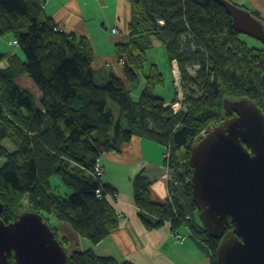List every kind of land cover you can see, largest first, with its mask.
<instances>
[{
	"label": "trees",
	"instance_id": "trees-1",
	"mask_svg": "<svg viewBox=\"0 0 264 264\" xmlns=\"http://www.w3.org/2000/svg\"><path fill=\"white\" fill-rule=\"evenodd\" d=\"M128 1L134 11L129 37L116 47L119 62L125 60L121 78L99 67L90 40L60 28L43 0H0V37L12 36L25 55L0 48V157L5 159L0 218L15 221L28 196L31 211L66 222L91 244L102 242L118 228L119 216L112 185L103 182L104 192L97 195L102 185L92 174L96 160L101 157L102 163L103 154L145 138L172 150L165 165L174 179L168 181L171 198L161 204L153 202L145 172L135 177L134 200L143 224L150 230L166 221L174 230L189 226L216 264L220 240L199 219L189 156L205 130L226 120L225 98H252L264 112V45L243 41L225 7L214 0ZM159 42L169 61L179 65L186 91L183 112L175 113L156 95L164 83L160 66L151 63L147 70L148 51ZM190 67L197 68L195 76ZM26 76L40 91V105L17 81ZM141 78L145 88L136 101L130 83ZM5 140L15 145L13 152ZM57 174L74 189L68 198L49 190ZM233 227L231 222L227 230ZM51 228L69 251L68 264H134L94 249L69 248L66 236ZM14 261L10 257L7 264Z\"/></svg>",
	"mask_w": 264,
	"mask_h": 264
},
{
	"label": "water",
	"instance_id": "water-1",
	"mask_svg": "<svg viewBox=\"0 0 264 264\" xmlns=\"http://www.w3.org/2000/svg\"><path fill=\"white\" fill-rule=\"evenodd\" d=\"M233 28L264 45V22L233 0ZM226 120L191 150L193 200L209 234L220 240L216 264H264V112L252 98H225ZM4 204L0 200V213ZM234 224L231 230L228 226ZM68 264L67 247L39 212L0 218V264Z\"/></svg>",
	"mask_w": 264,
	"mask_h": 264
},
{
	"label": "crops",
	"instance_id": "crops-1",
	"mask_svg": "<svg viewBox=\"0 0 264 264\" xmlns=\"http://www.w3.org/2000/svg\"><path fill=\"white\" fill-rule=\"evenodd\" d=\"M233 1L251 12L255 11L264 22V0ZM43 2L46 14L51 16L60 28L75 32L80 37L86 36L90 40L99 67L125 78L119 56L111 54L116 51L118 43L126 42L129 37L128 28L134 12L128 0H43ZM108 23L113 26L109 42L113 49L101 50L100 53L99 46L103 43V38L107 37L106 33H109V30L103 31L100 27L106 28ZM0 41L2 42L1 38ZM12 41L9 40V46H13ZM4 42L6 46V41ZM158 45L162 44L159 42ZM171 63L175 74L178 63L176 60ZM106 66H116L115 71ZM168 104L171 103L166 101L165 106ZM166 152L167 149L153 141L135 138L124 144L120 151L103 154L102 163L105 171L103 182L117 190L114 206L119 216L118 228L95 245L80 237L75 229L60 220L55 226L58 234L66 236L67 246L76 250L94 249L100 256L115 257L119 261L126 259L134 264H212L208 250L203 249L189 226L174 230L171 221H166L163 227L150 230L143 224L139 215L140 209L134 200L133 180L143 171L152 182L150 193L153 202L164 204L171 198L168 180L171 179L173 171L165 165Z\"/></svg>",
	"mask_w": 264,
	"mask_h": 264
},
{
	"label": "rangeland",
	"instance_id": "rangeland-1",
	"mask_svg": "<svg viewBox=\"0 0 264 264\" xmlns=\"http://www.w3.org/2000/svg\"><path fill=\"white\" fill-rule=\"evenodd\" d=\"M130 4H131V2H130ZM131 7H132V5H131ZM132 11H133V8H132ZM115 25H116V23L114 24V26ZM112 27L113 26H111L110 23L107 24L106 28H104L103 26L100 27L103 31L109 30V33H106L107 37L103 38V43L101 44V46H99V52L100 53H101V50L111 51V49H113V46L109 44V42L111 40V35H112V33H111ZM0 38L2 39V42L0 41V43H1L0 48L3 49L4 52H8V51L16 52V53L20 54L21 58H25L24 52L22 51V49H20V46H14V45L9 46L8 42H9V40H13L12 36L8 35L5 37H0ZM240 38L243 39V41L246 40L249 43L250 47H255V46L263 47V44L259 40H257L256 38L255 39L252 38L250 35H248L246 33L242 34L240 36ZM4 41H6V46H5ZM148 54H149V61H148L147 70L149 69V65L151 63H156L160 66L162 74H164V83L156 89V95L158 97L164 98L168 103H172L173 101H175L177 99L176 94H177V88L178 87L175 84L176 76L173 72V65H172L171 61H169L168 53L166 51V46H164L163 44L158 45V46L155 45L153 48H151L148 51ZM111 55L117 56V51L114 50V52ZM4 62H6V61H4ZM106 67L108 69H110L111 71H115L116 66H106ZM177 68H176V70L178 72H180L179 65H177ZM196 71H197V68H195V67L189 68V73L191 75L195 76ZM27 80H29L30 82H32L34 84L33 80H30L28 76L20 77V79L17 81L24 88H26L27 90L29 89L30 91H32L35 94L36 102L38 105H40V99H39L40 91H38L35 86L30 87L29 81H27ZM130 84H131V88H132V97H134V99L136 101H139V99L141 98L140 95L142 94V92L145 88L144 79L141 78L138 80V82L130 83ZM183 88H184V93H186L185 84H184ZM189 89L193 90L196 93V88L194 90L193 86ZM193 91H189V92H193ZM183 106H184V110H185L186 109L185 104H183ZM205 131H204V133H205ZM3 145L6 146L11 152H13L16 149L15 145H13V143H11L9 140H5L3 142ZM165 149H166V147H165ZM4 162H5V159L3 157L2 158L0 157V168L2 167ZM172 177H171V179H174V173H172ZM49 187H50L49 190L51 192H54L56 194H60L65 198H68V196L71 195L74 191V189L72 187H70L69 185L67 186L65 184L63 178L58 174L53 175V177L50 180V186ZM24 199L25 200L23 202V207L21 208V214L31 211V209L29 207L30 199L28 198V196H25ZM45 219H47V222H49L50 226L53 228H55L56 227L55 225H57L60 221V220L56 219V217L48 215V214L45 216ZM199 219H200V221H202L200 217H199ZM86 241L90 242L89 239H86Z\"/></svg>",
	"mask_w": 264,
	"mask_h": 264
},
{
	"label": "built area",
	"instance_id": "built-area-1",
	"mask_svg": "<svg viewBox=\"0 0 264 264\" xmlns=\"http://www.w3.org/2000/svg\"><path fill=\"white\" fill-rule=\"evenodd\" d=\"M161 23H164V21H162ZM58 28H56L57 30ZM12 45L14 46H18L19 45V42L17 40H14L11 42ZM121 65H124L125 64V60H122L121 62ZM177 68V67H176ZM178 69V68H177ZM175 76H176V79H175V84L177 85V99L175 101H173L171 104H168L166 107H170L171 109H173V111L175 113H179V112H183L184 110V101H185V95H184V91H183V84H182V74H180V72H178L176 69H175ZM206 133V131H205ZM205 133L203 132V136H205ZM171 154H172V150L169 149V147L167 148V152L165 153V157L169 160L170 157H171ZM100 158L99 157L97 160H96V165H95V168L94 170L92 171V174L94 175L95 179H101V182H100V185H102V187H100V189L97 190V195L98 196H101V194L104 192V189H103V177H104V165L103 163H101L100 161ZM95 180V181H96Z\"/></svg>",
	"mask_w": 264,
	"mask_h": 264
},
{
	"label": "clouds",
	"instance_id": "clouds-1",
	"mask_svg": "<svg viewBox=\"0 0 264 264\" xmlns=\"http://www.w3.org/2000/svg\"><path fill=\"white\" fill-rule=\"evenodd\" d=\"M203 136V135H202Z\"/></svg>",
	"mask_w": 264,
	"mask_h": 264
}]
</instances>
